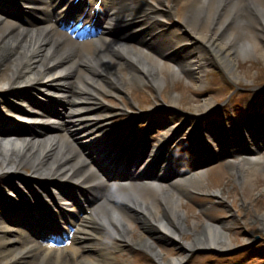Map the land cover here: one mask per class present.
<instances>
[{"label":"bare ground","instance_id":"6f19581e","mask_svg":"<svg viewBox=\"0 0 264 264\" xmlns=\"http://www.w3.org/2000/svg\"><path fill=\"white\" fill-rule=\"evenodd\" d=\"M174 2L181 3L179 15L183 25L179 28L190 30L191 34L204 39L213 47L218 55L219 64L224 68L234 69L236 56L253 55L257 49L264 47V38L262 40L264 35L258 32L259 23L254 16V13H258L264 20V0H174ZM199 19L201 23L197 27ZM119 34V38L118 35L116 37L105 35L92 42L78 44L48 26L24 29L15 26L9 20L3 21L0 17L1 88L12 83L26 84L33 80L42 63L43 67L45 65L43 60L50 44L60 43L50 62L62 51L68 52L67 59L53 69H47L42 76V79L53 76L57 78L50 80L47 86L43 84L31 86L36 91L42 90L45 94L63 98L68 105L65 119L54 120L34 107H26L22 114L17 113L24 120L56 123L53 125L57 128L63 126L62 132L56 133L57 136L54 134L40 138L0 137V177L11 168L28 167L36 174L75 179L91 185L94 190L101 187L103 189L108 184L88 164V159L82 151L83 147L80 148L75 143L77 141L88 146L91 144L90 147L94 148L93 144L96 141L99 143L107 141L108 136L105 133L108 127L104 117L112 115L113 111L102 106L100 98L106 93L127 92L138 84L151 83L159 88L165 84V79L173 80L181 75H187L183 72V67L189 62V58L194 56L192 50H189L180 57L174 56L172 58L174 61L171 59V62H165L156 56L157 51L153 47L154 44L161 46L165 43L161 36L154 39L155 42L144 45L145 48L141 50L136 43H128V40L132 39L126 38L128 32ZM123 53L137 60L148 73V77L126 62L122 58ZM91 64H96L98 71L92 69ZM190 65L193 63L190 62ZM195 65L197 66L196 63ZM188 74L192 77L195 73ZM107 75H111L117 85H113L106 78ZM172 97L176 99L175 94ZM87 109L93 113L74 116L76 112ZM87 118H93V123L87 122ZM80 119L83 123H77ZM94 129L96 130L93 131ZM258 161L259 159L244 157L236 162L237 168L234 165L235 161L227 164L231 166L233 174L242 176L240 181L243 185L252 186L253 175L258 170L263 172L261 168L256 167ZM186 180L192 183L190 186H205V190L209 188L205 183L206 175L203 171L190 175ZM111 184H114L111 187L112 191L110 195L106 194V199L110 203L96 204L90 216L82 215L74 224V239L66 250L70 251L68 253L71 254L70 259L72 255L82 254V258L75 264H106L113 260L110 250L113 251L118 246L128 248L127 245L130 244L152 251L163 264H179L184 256L167 257L166 260L161 257L163 239L160 231H166L168 234L175 232L180 236L171 229L172 222L194 231L195 236L186 243L187 247L232 246L223 223L215 225L206 219L201 225L200 221L195 220L187 223L186 212L180 205V195L188 189L181 188L178 181L172 183L175 187L143 185L138 181H128L125 185ZM263 190L264 187L256 192L260 193ZM117 195L119 199L124 197L130 201L136 210L131 211L114 204L113 197ZM247 204L249 207L253 206L251 201ZM256 219L264 228V211L257 213ZM10 233L11 228L0 219V264H22L32 256L31 264H67V261L63 260L67 258L62 254L47 255L38 248L34 252L32 248L24 251L16 247L13 245L16 238L10 237ZM46 253L49 252L46 250Z\"/></svg>","mask_w":264,"mask_h":264},{"label":"rangeland","instance_id":"374dc122","mask_svg":"<svg viewBox=\"0 0 264 264\" xmlns=\"http://www.w3.org/2000/svg\"><path fill=\"white\" fill-rule=\"evenodd\" d=\"M177 6H175V9ZM178 8V12H179ZM263 54V52H262ZM238 64L237 67L234 68L235 74L239 76L241 79L245 80H252L255 82L263 81L264 80V54L262 56L258 55H252L246 58L237 57L235 60V64ZM198 83V82H197ZM199 84V83H198ZM169 89L170 87L167 86L164 90V94L169 95ZM214 97V96H213ZM198 99V100H197ZM181 103H183L185 106L190 107L194 110L202 109V104L205 101H210V103L213 101L210 97H196L193 94H188L185 92V94L179 95V99ZM210 171H208L209 173ZM211 173L218 174L219 184H214L213 187H218L219 189H224V191H229L232 197H235L237 200L240 201V198L244 195L246 198V201H252L253 210H256L258 213L264 211V191L259 194L258 196H255L254 193L256 190L260 189L261 187H264V183L258 184V180H261L263 177L258 176L257 179H253L252 187L249 185H246L243 188L244 194L242 196L239 195L238 191L236 190L237 185L234 184V177L235 175L230 173L229 168L222 167L218 168L215 167ZM207 175V173H206ZM264 179H262L263 181ZM222 182V183H221ZM217 185V186H216ZM246 191H245V189ZM191 211V210H190ZM242 211L246 214L248 217V221H246V225L249 228V232H263L264 228L260 224H258V220L255 218V215L253 216L251 213H253L252 210L247 211L242 207ZM254 214V213H253ZM188 220L191 221L192 219L196 218L199 220L202 219L199 213H197L196 210L192 209V211L189 214ZM250 220V221H249ZM190 235V233H189ZM244 235L246 236L247 233L241 235V233H236L234 236L231 232L229 233L231 242L233 244L240 243L244 240Z\"/></svg>","mask_w":264,"mask_h":264}]
</instances>
